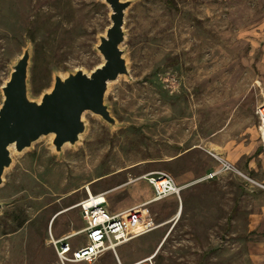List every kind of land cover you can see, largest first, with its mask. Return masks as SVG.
<instances>
[{
  "label": "rangeland",
  "instance_id": "1",
  "mask_svg": "<svg viewBox=\"0 0 264 264\" xmlns=\"http://www.w3.org/2000/svg\"><path fill=\"white\" fill-rule=\"evenodd\" d=\"M109 14L103 0H0V86L28 44L33 98L54 70L91 71L102 62L95 45ZM125 30L131 79L107 94L119 126L86 113L76 148L56 156L41 138L14 157L0 186V264H58L53 241L81 233L78 204L89 189L124 210L152 198L143 177L158 172L182 187L181 200L149 204L160 227L93 264H264V183L226 160L264 151L255 116L264 0H133ZM222 161L254 183L232 171L207 179Z\"/></svg>",
  "mask_w": 264,
  "mask_h": 264
},
{
  "label": "water",
  "instance_id": "2",
  "mask_svg": "<svg viewBox=\"0 0 264 264\" xmlns=\"http://www.w3.org/2000/svg\"><path fill=\"white\" fill-rule=\"evenodd\" d=\"M109 7L110 25L98 35L95 50L101 64L87 72L77 69L62 76L56 70L50 88L38 99L31 96L32 47L28 44L10 65L0 86V186L14 157L33 147L41 138H51L56 156L66 147L76 148L87 132L86 113L111 129L119 126L107 94L120 78L131 79L126 51L125 19L133 0H103ZM5 204L0 202V212Z\"/></svg>",
  "mask_w": 264,
  "mask_h": 264
},
{
  "label": "built area",
  "instance_id": "3",
  "mask_svg": "<svg viewBox=\"0 0 264 264\" xmlns=\"http://www.w3.org/2000/svg\"><path fill=\"white\" fill-rule=\"evenodd\" d=\"M255 116L258 121L260 142L264 148V99L262 103L256 106ZM224 171L235 172L244 177L247 182L254 183L250 177L237 170L228 161H222V168L210 172L206 175V178H216ZM143 179L152 188V198L143 204L121 212L113 213L109 210L106 193L93 195L94 199L89 194L87 199L81 201L78 204L84 222L81 233H72L53 241L58 264H93L105 252L115 251L119 246L160 227L152 219L146 207L151 203L169 197H176L180 201L182 187L177 184L170 174L165 172L148 174ZM259 186L263 187L262 185ZM79 234L84 236L85 242L76 245L74 238Z\"/></svg>",
  "mask_w": 264,
  "mask_h": 264
},
{
  "label": "crops",
  "instance_id": "4",
  "mask_svg": "<svg viewBox=\"0 0 264 264\" xmlns=\"http://www.w3.org/2000/svg\"><path fill=\"white\" fill-rule=\"evenodd\" d=\"M244 154V153H243ZM255 155H248L247 159H226L230 160L235 166L238 167L240 171H244L250 177L262 181L264 183V151L261 152H255ZM261 194H264V191L259 190L258 191ZM109 208V204H108ZM128 209V208H127ZM110 210V209H109ZM126 210V209H124ZM113 213H118L123 210H118V211H112Z\"/></svg>",
  "mask_w": 264,
  "mask_h": 264
},
{
  "label": "bare ground",
  "instance_id": "5",
  "mask_svg": "<svg viewBox=\"0 0 264 264\" xmlns=\"http://www.w3.org/2000/svg\"><path fill=\"white\" fill-rule=\"evenodd\" d=\"M89 192H90V195L92 196V199H94L93 194L91 193L90 189H89ZM179 214H180V208L178 209L175 217L178 218Z\"/></svg>",
  "mask_w": 264,
  "mask_h": 264
}]
</instances>
